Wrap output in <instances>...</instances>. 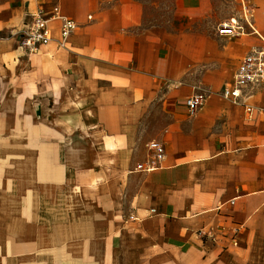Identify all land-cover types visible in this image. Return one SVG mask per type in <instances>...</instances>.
Returning <instances> with one entry per match:
<instances>
[{"label":"crops","instance_id":"0c3cea01","mask_svg":"<svg viewBox=\"0 0 264 264\" xmlns=\"http://www.w3.org/2000/svg\"><path fill=\"white\" fill-rule=\"evenodd\" d=\"M255 3L229 36L240 0H0V264H264V90L222 94L264 44ZM55 5L77 28L26 56Z\"/></svg>","mask_w":264,"mask_h":264},{"label":"built area","instance_id":"2783aa9c","mask_svg":"<svg viewBox=\"0 0 264 264\" xmlns=\"http://www.w3.org/2000/svg\"><path fill=\"white\" fill-rule=\"evenodd\" d=\"M240 2V16H233L228 21L221 23L218 27L220 35L258 34L253 22L255 9L253 0H240ZM54 22H57L59 26L57 38H55L52 28ZM76 28V21L66 17L59 5H55L50 10L38 7L26 15L23 27L17 33L18 45L26 56L39 53L42 47L48 46L54 39L59 42L60 48H65ZM254 90H264V44L251 50L242 58L236 71L234 83L227 85L222 94L235 103H241L242 99L249 96ZM203 100L204 96L201 93L190 97L187 101L190 111L198 110L202 106ZM245 107L248 113L253 112L251 105H245ZM164 156L163 144L156 140L150 141L147 145L146 161L139 163L136 169L153 171L160 166ZM234 244L237 242L234 241Z\"/></svg>","mask_w":264,"mask_h":264},{"label":"rangeland","instance_id":"374dc122","mask_svg":"<svg viewBox=\"0 0 264 264\" xmlns=\"http://www.w3.org/2000/svg\"><path fill=\"white\" fill-rule=\"evenodd\" d=\"M12 1V3H13V8L12 9H16V8H18V6L20 5V1L21 0H11ZM255 2V1H254ZM255 7H257V5H256V3H255ZM11 36H13V34L11 35Z\"/></svg>","mask_w":264,"mask_h":264}]
</instances>
